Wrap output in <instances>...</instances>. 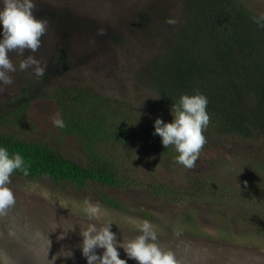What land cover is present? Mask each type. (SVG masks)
Returning a JSON list of instances; mask_svg holds the SVG:
<instances>
[{"label":"trees","instance_id":"1","mask_svg":"<svg viewBox=\"0 0 264 264\" xmlns=\"http://www.w3.org/2000/svg\"><path fill=\"white\" fill-rule=\"evenodd\" d=\"M48 1L38 3L45 6L40 17L48 20L47 29L59 41V51L48 59L56 73L66 78L70 49L76 45L72 37L83 36V41L79 38L77 42L94 45V55L109 58L111 63L117 55L135 65L140 88L137 97H124L127 83L122 82V74L114 75L119 85L106 94L74 81L64 85L67 80L63 78L59 86L53 75L49 78V70L39 78L34 73L10 99L0 102V144L7 145L10 152H20L30 164L28 176L17 171L11 177L44 178L58 186L70 184L78 191L97 185L137 188L176 204L191 197L196 202L208 194L226 205L219 214L225 222L245 221L256 234L259 229L250 219L252 212H242L244 206L250 210L254 209L249 205L256 207L264 220V28L253 22L252 17L260 12L252 2L55 0L58 6L50 10ZM72 5L86 16L76 21ZM168 19L176 23L170 25ZM99 27L106 30L104 36L97 35ZM44 46L43 42L39 49ZM79 60L85 62L86 57ZM196 92L208 98L210 116L203 132L206 143L196 165L200 161L199 169L207 162L213 167L200 177L187 176L198 168L177 164L174 148L166 149L161 138L153 135L154 120L159 117L171 122L172 104L181 95ZM56 113L65 121L63 129L52 123ZM42 128L46 138L38 140L33 132ZM63 142L67 150L61 147ZM224 143L237 144L239 156L258 155L250 162L251 171H240L234 165L232 161L244 157L232 159L220 148ZM133 151L148 154L156 164L183 170L181 175L189 179L190 190L176 188L166 178L154 175L148 180L132 178L122 167L124 158H133ZM216 151H221L217 158H205H213ZM218 171L229 172L234 181L223 180ZM100 199L109 209L127 210L120 200L105 193ZM189 215L191 210L184 218Z\"/></svg>","mask_w":264,"mask_h":264},{"label":"rangeland","instance_id":"2","mask_svg":"<svg viewBox=\"0 0 264 264\" xmlns=\"http://www.w3.org/2000/svg\"><path fill=\"white\" fill-rule=\"evenodd\" d=\"M53 1L55 0H49L46 5L50 10H55L58 6ZM249 1L252 2L251 5L255 10L264 13V0ZM2 6L1 1L0 7ZM44 7L40 3L36 4L34 14L37 18H42L40 15H43ZM95 7L97 8V5ZM71 9V15H74L76 21L86 16L74 5ZM81 37L83 36L72 37L76 45L70 49L66 78L56 73V67L48 60L59 51V41L56 40L53 31L47 29L42 36L41 43H45L44 48L38 49L35 53L25 50L24 56L32 54L41 62L42 67L46 65L45 70L50 71L49 78L52 79L53 75V82L56 81L59 86L63 85L61 80L63 78L67 80L64 85L74 81L76 85L89 87L96 93L111 94L119 85L114 75L119 77L122 74L121 78H125L122 82L127 83L122 95L137 97L136 92H139L140 86L135 79L136 66L127 58L117 55L113 58V63L109 58L94 55L93 50L96 47L87 44V48L86 45L77 42L79 38L83 41ZM86 50L92 56H87ZM82 56L86 57L85 62H80ZM9 57L17 66L23 59L18 55L17 50L9 52ZM34 67L11 74L13 83L0 89V102L10 99L23 83L27 82V78L34 76ZM53 89L56 87L53 86ZM43 130L42 128L33 132L38 140H45ZM66 145L63 142L61 147ZM237 147L235 143H224L220 146L232 159L244 157L243 160H230L240 168V171H251L250 162L256 161L258 155L239 156ZM63 149L67 150V148ZM220 152L216 151L213 158H205H217ZM132 154L133 158H124L125 166L122 167V170L132 173V178L148 180L147 178L154 175L159 179L166 178L167 182L172 183L176 188L185 187L184 189L190 190L189 179L181 175L183 170L156 164L148 154H140L138 151H133ZM199 165L197 164L194 170ZM213 166L217 169L221 168L218 164ZM210 167L212 164L203 163L199 170L188 173L187 176L197 174V177H200ZM218 173L224 176L223 180L234 181L235 177L229 172L218 171ZM10 179L12 180L10 187L14 191L16 203L9 207L5 214L0 215V264H86V259L80 250L83 239L80 233L89 223H95L98 227L102 223H112L111 231L116 234L117 240L126 243L140 234L137 225L145 219L153 224L161 246L176 254L179 264H264V220L259 217L258 209L249 204L254 210L246 209L244 206L242 212L245 214L252 212L250 219L256 221L259 229L254 231L256 234L252 232L254 227H248L249 223L245 221L225 222L223 216L219 214L226 205L214 201L208 194L203 198H196V202L191 197L176 204L173 201H161L137 188L115 189L97 185L78 191L70 184L58 186L44 178L37 181L20 177H10ZM103 193L120 200L127 210L109 209L110 207L100 199ZM85 201L101 205L98 217L89 220ZM189 210L192 216L184 218ZM101 251L97 250V252ZM119 251L120 258L127 259L123 249ZM128 264H137V262L128 260Z\"/></svg>","mask_w":264,"mask_h":264},{"label":"clouds","instance_id":"3","mask_svg":"<svg viewBox=\"0 0 264 264\" xmlns=\"http://www.w3.org/2000/svg\"><path fill=\"white\" fill-rule=\"evenodd\" d=\"M38 0H2L0 7V89L13 83L12 73L23 72L34 67L35 76L43 77L45 66L34 55L24 56L25 50L35 53L41 46V37L46 33L48 20L37 18L34 14ZM259 28H264V13L252 17ZM168 24H175V19H168ZM103 27L97 29L98 36H104ZM17 50L22 56L15 65L9 57V52ZM55 83V82H54ZM55 85V84H54ZM57 86V85H55ZM55 92V91H54ZM208 98L196 92L193 95L183 94L175 101L170 109L171 122H164L156 118L153 123V135L161 138V144L166 149L172 146L178 155L174 161L187 169L196 166L200 150L206 143L203 134L208 127L210 116L207 112ZM55 127L63 129L65 121L60 113L52 117ZM30 164L26 162L20 152H10L9 147L0 144V215L13 206L15 195L10 187V177L19 171L24 176L29 175ZM86 214L89 220L100 214L101 205L85 201ZM112 223H102L97 226L89 223L80 233L82 244L80 247L86 264H128L134 260L137 264H179L176 254L172 250H165L158 242V236L153 224L145 219L137 225L139 235L134 239L121 243L116 234L111 231ZM102 250L97 252V250ZM119 249H123L127 259L120 258Z\"/></svg>","mask_w":264,"mask_h":264}]
</instances>
